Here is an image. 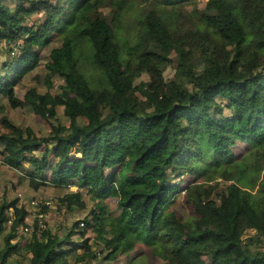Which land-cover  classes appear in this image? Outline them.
Segmentation results:
<instances>
[{
	"label": "trees",
	"instance_id": "1",
	"mask_svg": "<svg viewBox=\"0 0 264 264\" xmlns=\"http://www.w3.org/2000/svg\"><path fill=\"white\" fill-rule=\"evenodd\" d=\"M202 1L0 0V102L47 121L63 107L69 123L43 137L3 116L2 164L36 190L76 181L95 204L61 234L2 203L0 264L24 228L27 264H116L140 243L167 264H264V0ZM41 66L46 94L21 101L16 87ZM107 198L118 213L105 218ZM58 204L86 207L82 191Z\"/></svg>",
	"mask_w": 264,
	"mask_h": 264
},
{
	"label": "rangeland",
	"instance_id": "2",
	"mask_svg": "<svg viewBox=\"0 0 264 264\" xmlns=\"http://www.w3.org/2000/svg\"><path fill=\"white\" fill-rule=\"evenodd\" d=\"M207 1L208 0L202 1L199 4V8L204 9ZM188 10L191 11L192 8L189 7ZM44 52L45 55H48L47 50ZM6 59L10 60L7 56H0V62H3ZM45 74V70L43 66H41L34 73L22 78L20 85H18L15 89L18 99L24 101L26 93L31 88H36L39 94H46L48 88L44 81ZM169 74H173L171 68L166 72V75ZM54 82L55 83L52 91L56 94L61 93L63 88H65L63 82L58 78H56ZM0 105H3V108H5V113H0V129L6 133L8 132V129L6 128L5 123L2 122L3 116H6L9 120H11L12 123H15L21 127H29L33 129L37 136L43 137L48 136L51 133L53 123L55 125L62 123L63 125L69 126L68 120L64 115L63 107H59L57 109V120L47 121L34 113V111H32V109L28 106H22L21 108L14 109L5 99H2ZM233 148V151L238 156H242L248 150V148L242 144H238ZM0 163L2 164V158H0ZM261 165L262 164H259L257 168H254L253 165H251L249 171L245 174V179L252 181L254 178H259L258 172L255 171L256 169L260 171L261 178L263 176V173L261 174ZM50 175L51 174L49 172L46 173V180H50ZM189 179L190 178H187L186 180L189 181ZM212 180L214 179L212 178ZM200 181L205 182L206 180L201 179ZM81 191L84 195V201L86 204L84 209L73 208L70 210L59 207V197L64 196L67 192ZM218 192L220 191H216L215 194ZM182 196L183 194L179 195V199L175 204L172 205V207L176 206L175 208L179 207L182 209ZM14 201L20 202V205L25 207V211L28 213V216L26 217V223L30 226H33L31 227L32 230L34 225L37 223L41 225V228L43 225L52 230L59 227L61 234L65 233L67 225L73 224L77 221H84V219L90 217L91 210L95 209V204L90 196L83 189L79 188L76 181L67 188L46 185L41 189L36 190L34 187L30 186L22 171L9 168V166L2 164L0 168V205L4 202L11 203ZM103 204L106 207V210L103 213L105 218H108L112 213H118L116 199L107 198L104 200ZM40 206H45V211H42V207ZM10 212H13V210ZM12 215L13 214H11L10 217ZM11 226L12 221L10 220L6 223V230L4 234L0 236V245H3V238L8 234ZM87 237L90 239V243H96L97 234L95 231H93V229H88ZM30 240L31 234L25 233L24 236L21 233L18 234L17 239L13 241L19 246L17 250L18 252L13 256L10 264H27L31 255L26 251L25 246ZM74 240H76V238H74ZM96 246H99V244H96ZM129 255L131 256H127L126 253L121 254L119 257V262L116 264H134L136 262L138 264H167V262L162 258L157 256L153 257L151 250L142 243L138 244ZM103 258L104 256L101 257V260ZM70 262L71 264H74V255L70 257Z\"/></svg>",
	"mask_w": 264,
	"mask_h": 264
},
{
	"label": "built area",
	"instance_id": "3",
	"mask_svg": "<svg viewBox=\"0 0 264 264\" xmlns=\"http://www.w3.org/2000/svg\"><path fill=\"white\" fill-rule=\"evenodd\" d=\"M24 233L29 234V233H31V231H30V229H28V228H24Z\"/></svg>",
	"mask_w": 264,
	"mask_h": 264
}]
</instances>
